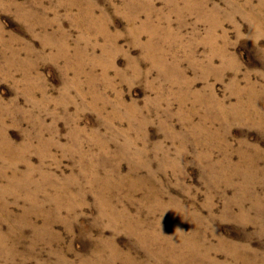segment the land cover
I'll list each match as a JSON object with an SVG mask.
<instances>
[{"label": "rangeland", "instance_id": "1", "mask_svg": "<svg viewBox=\"0 0 264 264\" xmlns=\"http://www.w3.org/2000/svg\"><path fill=\"white\" fill-rule=\"evenodd\" d=\"M0 264H264V0H0Z\"/></svg>", "mask_w": 264, "mask_h": 264}, {"label": "bare ground", "instance_id": "2", "mask_svg": "<svg viewBox=\"0 0 264 264\" xmlns=\"http://www.w3.org/2000/svg\"><path fill=\"white\" fill-rule=\"evenodd\" d=\"M191 250V249H190ZM195 253V252H194Z\"/></svg>", "mask_w": 264, "mask_h": 264}]
</instances>
